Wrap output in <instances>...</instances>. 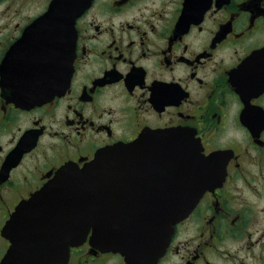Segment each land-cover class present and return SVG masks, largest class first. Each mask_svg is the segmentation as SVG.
Listing matches in <instances>:
<instances>
[{
  "label": "flooded vegetation",
  "instance_id": "af4514ba",
  "mask_svg": "<svg viewBox=\"0 0 264 264\" xmlns=\"http://www.w3.org/2000/svg\"><path fill=\"white\" fill-rule=\"evenodd\" d=\"M53 1L0 0V264L62 167L137 141L210 157L152 264H264V0H91L67 37ZM66 264L128 263L89 235Z\"/></svg>",
  "mask_w": 264,
  "mask_h": 264
},
{
  "label": "water",
  "instance_id": "95a60500",
  "mask_svg": "<svg viewBox=\"0 0 264 264\" xmlns=\"http://www.w3.org/2000/svg\"><path fill=\"white\" fill-rule=\"evenodd\" d=\"M90 1L54 0L38 23H60L67 37ZM162 146L145 151L141 142L119 144L83 168L62 167L13 215L11 228L19 237L6 230L12 246L4 262L66 264L70 249L90 233L91 245L121 254L128 264L156 262L175 226L211 188L203 169L210 157L199 154L196 141L193 154H163Z\"/></svg>",
  "mask_w": 264,
  "mask_h": 264
}]
</instances>
